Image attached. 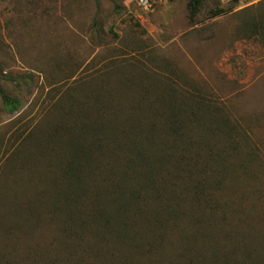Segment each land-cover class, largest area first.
<instances>
[{
	"label": "rangeland",
	"instance_id": "1",
	"mask_svg": "<svg viewBox=\"0 0 264 264\" xmlns=\"http://www.w3.org/2000/svg\"><path fill=\"white\" fill-rule=\"evenodd\" d=\"M188 2L143 11L134 0H0V84L21 101L20 109L8 114L0 97V150L16 154L25 146L4 161L0 228L10 235L0 231V250L12 245L17 254L27 247L48 250L51 259L64 256L54 250L63 247L61 221L35 229L50 170L43 168L42 153L27 154L25 141L57 121V106L68 107L71 94L92 91L130 107L144 86H157L155 93L169 85L181 109L188 111L190 99L203 105L197 121L184 116V139L190 143L171 157L185 169L193 167L192 176H177L180 186L172 175L164 182L163 171L156 175L163 190L146 187L141 193L150 210L179 208L181 217L171 218L179 230L174 224L158 227L146 234L164 237L162 247L120 254L129 264H170L183 247L204 257L217 249L220 255L229 252L232 264H244L248 255L264 264V0L230 5L206 0L195 16ZM217 9L226 12L214 17ZM135 182L130 179L128 186ZM198 190L204 194L192 208ZM18 196L21 212L14 209ZM18 218L21 229H12ZM193 218L201 225L193 226ZM86 235L84 246L109 250V243ZM192 236L199 239L186 246ZM73 243L66 238V247Z\"/></svg>",
	"mask_w": 264,
	"mask_h": 264
},
{
	"label": "trees",
	"instance_id": "2",
	"mask_svg": "<svg viewBox=\"0 0 264 264\" xmlns=\"http://www.w3.org/2000/svg\"><path fill=\"white\" fill-rule=\"evenodd\" d=\"M205 1L189 0L187 8L190 15L195 16ZM225 12L217 9L213 16ZM129 84L134 85L133 82ZM156 88L157 86H144L142 94L131 102L130 107L119 100H107L104 95L96 92L94 94L92 91L82 96L71 94L68 107L57 106V121L48 125L45 130L37 129L35 134H31L34 141L25 140L27 154L42 153L45 160L43 168L50 170L49 177L45 180L48 188L43 195L42 214L35 216V229L45 223L61 221L60 226L63 228L59 230L58 239L62 241L59 244L63 247L59 249L56 246L57 249L54 247V250L56 254L64 256H61L60 260L58 257L51 259L48 250L30 251L27 247L24 254H17L13 253V246L10 245V251L0 250V264H129L128 258L124 257L127 255L120 254L123 250L132 253L145 248L150 250L162 247L164 237L150 239L146 232L152 231L154 234L158 227L173 224L174 230H179L176 221L172 222L171 218H180L181 210L175 207L169 210H150L147 201L144 203V198L147 200V197L141 192L146 187L163 190L160 187H165L164 183L157 185L159 181L156 179L157 173L163 171H167V175L160 176L163 181L172 175L179 184L177 176H192L193 167L188 165L189 168L185 169L186 165H183V162L180 164L178 160L173 161V164L171 157L174 153L185 152V147L190 143H185L184 139V116L189 123L197 121L196 113L202 112L203 105L196 99H190L187 101L188 111L185 106L181 109L182 103L177 102L175 88L168 85L166 89L152 93ZM0 97L6 113L13 114L20 109L21 101L6 94L1 84ZM28 146L31 147L30 151ZM24 151L25 146L23 150H17L16 154H5L8 158ZM120 160L124 165L119 164ZM171 167L176 169V173ZM131 177L135 179L136 184L128 186ZM178 183H168L167 187H177ZM198 191L200 196L196 194L193 198L192 208L199 206L202 200L204 192ZM4 193L0 191V198ZM20 198L18 196L14 202L16 212H21L23 206ZM209 210L214 211L211 206ZM182 216H185V213H182ZM18 220L19 223L13 224L12 229H21L23 221L20 218ZM2 221L3 216L0 223ZM191 223L193 226L201 225V219L193 218ZM3 229L0 228V231L4 232L5 236L10 235ZM86 233L94 236L98 242L109 243L110 251L84 246ZM198 233L204 239L211 238L201 231ZM68 237L74 239L72 248L65 245ZM225 237H228L227 234ZM197 239L198 236L189 237L186 246H190L189 241L194 242ZM187 251L183 247L181 252H178V258L170 264L234 262L229 252L220 255L217 249L212 250L208 257L191 255L186 253ZM117 255L118 257H115ZM19 256L21 261L17 260ZM31 256V261H28ZM248 261L256 263V259L250 258L249 255L243 263L249 264Z\"/></svg>",
	"mask_w": 264,
	"mask_h": 264
},
{
	"label": "built area",
	"instance_id": "3",
	"mask_svg": "<svg viewBox=\"0 0 264 264\" xmlns=\"http://www.w3.org/2000/svg\"><path fill=\"white\" fill-rule=\"evenodd\" d=\"M171 1H174V0H134L137 8L143 11H149L152 8H155L159 5L169 3ZM248 1H251V0H219V2L223 5L243 3V2H248Z\"/></svg>",
	"mask_w": 264,
	"mask_h": 264
},
{
	"label": "crops",
	"instance_id": "4",
	"mask_svg": "<svg viewBox=\"0 0 264 264\" xmlns=\"http://www.w3.org/2000/svg\"><path fill=\"white\" fill-rule=\"evenodd\" d=\"M6 161V154L4 152V148L0 150V191L4 193L5 191V181H6V173L3 169Z\"/></svg>",
	"mask_w": 264,
	"mask_h": 264
}]
</instances>
